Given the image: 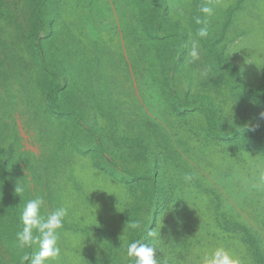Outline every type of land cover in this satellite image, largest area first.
I'll return each instance as SVG.
<instances>
[{
    "label": "rangeland",
    "instance_id": "374dc122",
    "mask_svg": "<svg viewBox=\"0 0 264 264\" xmlns=\"http://www.w3.org/2000/svg\"><path fill=\"white\" fill-rule=\"evenodd\" d=\"M5 1L12 4L14 0ZM15 1L26 4L25 0ZM165 1L172 22L186 21L191 12V0ZM67 2V11L62 17L57 16L59 20L54 25L59 30L58 38L46 39L45 33L49 29L40 33L48 69L52 73L59 72V76L54 78L46 72L45 63L43 66L36 63L32 47L24 46L16 52L20 64L10 65L0 72V145L4 157L9 159L10 176L6 177L7 183L0 182L4 185L0 191V264H29L24 256H32L39 250L38 245L23 246L16 239V233L24 227L20 219L23 207L29 199L37 197L45 200L42 209L45 215L57 207L68 209L64 227L60 230L62 254L56 264H134L126 254L131 227L127 219L130 221L137 210H143L142 196L146 195L143 184L131 188L119 177L104 175L92 165L91 152L82 154L69 146L70 141L63 138L62 133L70 132L73 125L65 124L63 117L46 110L43 84L48 81L54 86L63 84L58 100L60 108L73 110L83 124L106 126L109 112L123 111L125 120L127 113L142 112V109L156 114L159 104H153L154 109L149 110L148 100L142 96L149 94L140 90L146 88L149 79L146 74L138 76L134 72L132 61L137 56L142 66L148 68L160 61L159 52L148 47V43L138 47L136 42L128 39L130 30L127 31L122 20L135 16L136 10L127 4L128 0ZM217 2L218 10L232 3L231 0ZM26 12L29 10L17 13L21 32L29 31L25 23L27 18L23 15ZM247 26L249 23L234 24L224 42L228 44L231 59L244 72V75L240 74L241 80L255 90L264 84V44L256 42L262 35L246 30ZM22 38L24 42L25 37ZM188 42L187 56L181 59L185 66L180 67L181 71H186L180 72V78L176 75V80L183 83L185 77L182 74L192 73V85L203 84L204 89L199 88L200 91H206L217 101L226 120L264 133V117L261 116L264 111L255 108V103L233 95L231 88H223L216 78L213 80L204 75L205 63L193 61L190 56L196 39L191 35ZM120 98H127L123 108H117ZM107 100V106L110 104L111 107L106 106ZM135 104H139V108ZM189 130L180 129L179 132ZM194 145L201 148L198 143ZM80 147L87 151L85 146ZM239 148L235 144L230 148L222 144L220 150L225 152H213L216 160L222 158L220 163L212 161L211 164L197 156L190 157L186 164L191 167L183 168L175 182L177 191L172 195L175 208L163 215V219L168 217L166 222L152 229L156 233L154 243L160 241L158 247L154 245L158 250L157 259H166L167 264H202L206 253L222 246L238 256L242 264H253L248 244L241 235H225L220 220L224 210L230 221L254 228L264 251V152L249 157V152ZM81 180L84 187L91 188L87 191L91 197L83 198H95L92 202L76 203V194L79 198L83 191V186H79ZM8 182L14 187L16 214L10 211L11 187ZM18 185L24 191L17 194ZM142 213L137 216L138 223H142ZM101 216H104L106 230L101 228ZM170 217L174 219L170 220ZM179 242H197V246H190L188 253L176 248ZM201 246L203 251H199ZM195 255L200 257L196 259Z\"/></svg>",
    "mask_w": 264,
    "mask_h": 264
},
{
    "label": "trees",
    "instance_id": "16d2710c",
    "mask_svg": "<svg viewBox=\"0 0 264 264\" xmlns=\"http://www.w3.org/2000/svg\"><path fill=\"white\" fill-rule=\"evenodd\" d=\"M25 1L27 5L25 2L18 3L15 0L12 4L0 0V72L10 68V65L20 64L16 52L21 46L28 49L32 47L39 66L48 63V59L42 54L40 33L49 29L48 33H45V38L51 40L58 38L59 30H56L54 25L59 20L57 16L62 17L67 11L69 3L68 0ZM217 1L191 0L189 17L179 24V22H172L170 9L165 0H128L127 4H131L136 9L135 16L122 20L127 31L130 30L128 39L131 38L138 47L148 43V47L159 52L157 56L160 61L155 65L150 64L148 68L142 66L137 56L132 61L134 72L138 76L146 74L149 79L148 83H145L146 88L140 90H145L144 92L150 96L146 93L142 95L148 100L149 110L154 109L153 104H159L156 114L142 109V112L124 114L127 118L125 120L123 111L113 114L109 112L107 113L109 121L106 126L83 124L79 115L73 110L60 108L58 100L64 85L54 86L48 80L43 84L46 110L50 114L63 117L65 124L73 125L72 129H69L70 132L62 133V137L70 141L69 146L82 154L89 155L91 152L92 155L89 158L92 160V165L104 175L119 177L123 184L131 188L143 184L146 190V195L142 196L143 210H137L130 221L127 219V222L131 224L129 242L137 239L144 242L150 240L153 245L159 246L160 241L157 244L154 243L153 236L149 237L147 233L166 222L168 217L163 219V215L175 208V204L172 205V195L177 191L175 182L179 172L183 173V168L191 167L186 164L191 156H197L211 164L212 161L220 163L222 158L216 160L213 152H225L220 150L222 144L228 148L235 144L249 152V157L264 152V133L256 129L249 130L251 127L248 125L226 120L220 106L216 105L217 101L210 98L206 91H200L199 88L204 89L201 86L203 84L192 85V73L182 74L185 77L183 83L179 79L176 80L180 78V72L186 71L180 69L185 66L183 60V64L181 63V59L187 56L190 46L188 41L192 35L200 50L199 60L205 63L203 65L207 69L203 74L213 80L216 78L218 83H222L223 88L226 86L231 88L233 95L241 96L239 98L242 101L255 103V108L264 111V84L253 90L248 82L241 80L240 74L244 75V72H241L238 63L231 59L232 55L227 51L228 44L224 42L230 28L237 22L241 24L243 22L244 25L249 23L250 27L247 26L246 30L262 35L256 42L264 44V0H236L235 2L231 0L232 3L229 6L220 10H218ZM205 5L213 8L212 16H205L200 11ZM26 9L29 12L23 15L27 18L25 23L29 31L21 32L17 13L24 12ZM196 17L208 21L209 35L206 38H200L197 35V29L201 25L195 23ZM62 23L65 24V22ZM22 37H25L24 42ZM157 43L160 45H156ZM45 69L54 78L59 76V72L53 70L52 73L48 65ZM126 101L127 98H120L117 108L125 107ZM107 104L108 100L106 106ZM134 106L139 108L140 105ZM246 108H249L248 103ZM186 128L190 130L184 133L179 132L180 129ZM173 130H176V133ZM195 143L200 144L201 148L196 147ZM80 146H85L87 151H82ZM240 148L239 150H242ZM4 156L5 152L0 145V182L6 181L3 184L7 183L6 177H10L7 168L9 159ZM74 183L76 184L75 180ZM3 184H0V191H3ZM8 184L11 187L10 200L7 198L12 206L10 211L16 214L18 209L14 187L11 183L8 182ZM80 185L83 186V191L80 192L79 198L76 194V203L79 204L82 200L86 203L92 202L95 198L90 200L83 198L91 197L87 193L91 188L84 187L83 180L79 181ZM225 211L220 216L225 235L233 233L241 235L248 244V254L252 263L264 264V251L258 242V233L251 225L230 221L226 218ZM141 212H143L142 223H138L137 216ZM236 216L239 217L238 214ZM102 217L104 216L99 219L103 222L100 224L103 225L101 228L104 230L105 219ZM169 219L173 220L174 217ZM133 224L136 227H132ZM190 246L196 247L197 242L187 244L179 242L176 248L189 253ZM203 249L204 247L201 246L199 251ZM174 253L178 254L177 251ZM194 257L198 259L200 255Z\"/></svg>",
    "mask_w": 264,
    "mask_h": 264
},
{
    "label": "clouds",
    "instance_id": "9594fccd",
    "mask_svg": "<svg viewBox=\"0 0 264 264\" xmlns=\"http://www.w3.org/2000/svg\"><path fill=\"white\" fill-rule=\"evenodd\" d=\"M200 11L205 16L213 15V8L202 6ZM195 23L201 25L197 29V35L200 38H206L209 35V26L207 19L195 18ZM193 61L200 59V50L197 44H193L190 51ZM264 117V113L261 114ZM244 129V128H243ZM245 130V129H244ZM249 130L254 131V128ZM190 179V177H187ZM24 191L20 185L17 186V194ZM45 208L43 197L29 199L21 213L20 219L24 225L23 229L16 233V239L20 245L29 246L38 245V251L32 255H25L24 260L29 264H56L59 261L62 249L60 246V230L64 227L65 218L68 215L66 207H57L47 215L42 212ZM132 227H136L135 224ZM35 230V233L34 231ZM149 237L155 236V232H148ZM157 248L149 242L137 239L129 242L126 248L127 257L132 258L134 264H167L166 259H157ZM202 264H242L241 259L225 247H217L203 257Z\"/></svg>",
    "mask_w": 264,
    "mask_h": 264
}]
</instances>
